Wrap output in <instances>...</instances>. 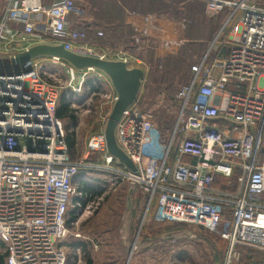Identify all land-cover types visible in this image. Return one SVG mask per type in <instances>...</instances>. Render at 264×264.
Masks as SVG:
<instances>
[{"label": "built area", "instance_id": "built-area-1", "mask_svg": "<svg viewBox=\"0 0 264 264\" xmlns=\"http://www.w3.org/2000/svg\"><path fill=\"white\" fill-rule=\"evenodd\" d=\"M194 1L204 3L210 15L225 10L230 14L206 56L192 66L190 83L176 94L168 137L156 115L138 103L124 112L117 140L136 172L115 167L104 131L89 137L81 160L73 159L66 129L56 115L61 89L46 75L43 62L62 65L76 94L83 92L89 75L95 76L101 87L86 101L99 100L106 114L102 121L108 120L117 100L116 94L99 92L105 91L103 73L88 69L79 76L56 58L15 65L11 58L16 53L5 55L0 49V56L8 59L6 68L0 64V248L6 264H67L68 215L71 206L81 207L73 205L74 179L81 168L142 189L149 205L156 203V223L192 225L220 236L227 243L223 264H241L240 248L260 252L264 264V4ZM6 3L0 46L23 43L20 52L44 43L49 35L53 44L77 54L123 61L130 69L149 73L139 56L89 43L87 30L71 22L72 16L79 22L84 17L76 0ZM33 16L35 24L29 22ZM19 20L27 25L23 38L16 40L8 25ZM157 32L156 26L147 25L135 38L136 45L141 36L156 39ZM97 37L103 38L104 31ZM98 154L104 155L102 165L87 163ZM186 157L197 162L185 163ZM218 176L228 181L226 189L215 187Z\"/></svg>", "mask_w": 264, "mask_h": 264}, {"label": "rangeland", "instance_id": "rangeland-1", "mask_svg": "<svg viewBox=\"0 0 264 264\" xmlns=\"http://www.w3.org/2000/svg\"><path fill=\"white\" fill-rule=\"evenodd\" d=\"M166 1L174 5L166 11L167 16L179 21L187 19L190 27L201 24L203 20V23L207 26L216 19L207 15V11L203 6L198 5L196 7L193 2L192 4H184L186 2L183 0ZM256 1L264 4V0ZM5 3L6 0H0V14L4 11ZM112 3L119 5L120 10L114 11V14L118 17L124 13L123 7L131 12L144 11L141 7L142 4L137 0H76L77 7L84 8V10L80 8L81 11H84L82 20L87 21L102 17L100 6ZM220 26L213 27L212 31L207 33V38H192L193 40L190 43H183L181 48H174L172 53H169L160 62L154 57V53L149 50L150 53L146 52L144 55L145 59L147 58L146 60L151 62L152 72L143 89L141 106L156 115L165 137L169 136L170 128L166 129L164 123H172L176 116L175 107H172L173 98L188 83L192 66L208 53L218 37ZM43 63L46 67V75L50 77L56 87L61 89V97L65 95L67 101H71V109L77 110L76 122L69 127L71 131L66 130V132L75 133L76 151L73 157L76 161H79L85 155L86 143L89 137L105 130L107 120H102L103 118L106 119V114L99 107V100L95 99L96 97L86 102L84 100L85 103L82 101L83 105L78 100H73L74 97L81 98L69 86V75L62 65L54 64L48 60ZM0 64L2 68H6L8 59L6 57L0 58ZM88 80L92 81L91 84L98 92L95 87H101V82L95 76L90 75L86 80V84ZM103 84L105 91L99 92L103 93L104 96L113 94V89L105 83V80H103ZM91 89L92 86L89 85L86 90ZM64 122L65 125L68 124V121ZM171 126L172 124L168 127ZM97 156L101 157L99 154ZM96 158V156L89 157L87 163L94 164ZM84 175L90 179V182L88 181L90 185L98 190L102 189L103 194L100 198L88 195L86 206H82L80 211L76 213L75 216L78 220L73 223H70V221L75 207L71 206L68 215L70 233L66 238L68 248L67 264H73L72 256L79 257L83 255L81 249L75 248L74 242L76 240L83 242L86 259L89 256L94 260V264H223L227 243L220 236L192 225L156 223L153 221L152 216L151 218L147 217L145 221H142L141 217L133 222L127 211L130 208L128 201L123 200L127 189L120 191L119 186L114 183L113 175H101L89 171ZM99 178L107 181V183L102 185L95 183L94 181L99 180ZM125 184L130 185L131 183L127 182ZM233 184H236V179H233ZM75 188L73 205L76 204V197L80 196L76 185ZM155 204V202L152 203V213ZM150 215L148 214V216ZM135 239V246L129 258L130 248ZM2 254H4V249L0 248V256Z\"/></svg>", "mask_w": 264, "mask_h": 264}, {"label": "crops", "instance_id": "crops-1", "mask_svg": "<svg viewBox=\"0 0 264 264\" xmlns=\"http://www.w3.org/2000/svg\"><path fill=\"white\" fill-rule=\"evenodd\" d=\"M229 1H238V0H229ZM43 2L45 4H51L53 2V0H43ZM195 3V6L198 7L199 6H203L205 11V5L202 2H198L195 1L193 2ZM121 4V3H119ZM188 4H192V2L188 3ZM197 4V5H196ZM7 3L4 4V11L6 8ZM119 5L117 3H112L110 5H102V7L100 6V11L103 14L102 17H99V19L97 20H91V21H87V20H81V22L77 21L78 19L75 16L71 17V22L72 24L81 29V30H85L87 29L88 33H90L91 38L88 39L89 43L95 44L93 43V40H95L96 43H98L99 45L105 47V48H112L115 50H126L132 54H134L133 52H131L130 50H128V46H130L132 43L134 44L135 42V38L139 35L142 29H144L147 25L148 26H156L159 29V32L156 33L155 38L156 39H149L146 37L141 36V42L140 44L136 46L137 49V54H141V56L147 52V53H154V57L156 59H158L160 61H162L169 53H172V51L174 50V48H181L183 43H190L191 40H193L192 38H207V33L212 31V28L215 27L216 25H221L220 26V30L223 26V24L226 22L230 11L229 10H225L220 14L217 15H210L207 12V15H209L211 18H216L214 20L213 23H210L209 25L206 26L203 21H201V24L196 25V26H189V22L187 19H183L181 21L176 20L170 16H163V15H158L155 13H151V12H136V11H128V9H126L125 7H123L124 9V13H122L119 17L116 16L114 14V11H118L120 10ZM123 6V5H122ZM82 8V7H79ZM84 10V8H82ZM3 11V13H4ZM3 13L0 14V21L2 20L3 17ZM83 19V18H82ZM37 21V19L35 18V16L31 17L29 22L30 23H34ZM208 21V20H207ZM43 22L46 23V21L43 20ZM212 22V21H211ZM27 25V22L19 20V21H14L12 23H10L8 25L9 29H11L13 31V33H15V36L13 38H16V40H20L19 38H23V32L25 30V27ZM98 27V28H96ZM108 27L110 28H114V29H110L108 30ZM93 28V29H92ZM103 30L106 32V37L107 38H96V34L94 32H92L93 30ZM120 30V31H118ZM220 30L218 32V34L220 33ZM203 33V34H202ZM209 35V34H208ZM221 37H224V33L222 34ZM45 38H47L44 43H50L53 44L55 41L51 40V37L49 35H47ZM134 40V41H133ZM178 40V41H177ZM179 42L180 46L177 47L176 43ZM24 44L23 43H13L12 45H8L7 43H3L0 46V49L2 52L5 53V55L7 54H13V53H17L20 49L22 50ZM150 52H149V51ZM7 52V53H6ZM136 55V54H134ZM143 55V56H144ZM206 55H204L203 57H201L195 64L200 63L203 58ZM2 57V56H0ZM211 60H208V62H210ZM194 64V65H195ZM10 68V67H9ZM149 76L150 74H146L144 80H143V85L139 94V107L142 109L141 107V96L143 94V89L146 85V83L149 80ZM192 78V75H190V79L188 81V83H190ZM105 83L109 84L111 86V88L113 89V94H116V91L114 90V88L111 85V82L109 81L108 78L105 79ZM187 83V84H188ZM117 95V94H116ZM142 110H146V109H142ZM101 156L100 158L98 156H96V160L100 161L103 163L104 161V155H99ZM183 162L185 163H196L197 160L193 159V158H189L186 157L184 158ZM99 164V165H102ZM115 167L118 169H122L124 166H121L117 161L115 164ZM101 175L106 174V173H100ZM107 175V174H106ZM219 178V176L217 177ZM216 178V179H217ZM107 183V181L105 180H101V182H99L100 185ZM114 183L119 186L120 191H124V189H127L126 194H124V199L123 200H127L128 201V206H130V208L127 210L128 213L130 214L129 217H131V219L133 220V222L139 218L142 217V221H145V219H147V217L153 218V214L156 210V204L154 207V211L152 213V206L149 205V196L147 195V193H144L142 191V189H140L139 187L134 186L133 184H117L116 181H114ZM103 191V190H102ZM83 205H81V207H77L75 206L74 210L76 211V213L78 211H80V209L82 208ZM74 207V206H73ZM77 208V209H76ZM148 214L150 216H148ZM78 220L75 219L74 221H70V223L76 222ZM154 221V220H153ZM141 229V227H140ZM79 238H81V236H78ZM80 240H76V242H74L75 244V248H79L82 250L83 255L81 256H72L73 259V264H85L86 259V255L84 253V248H83V242H79ZM72 248V247H71ZM79 250V251H81ZM71 255V253H70ZM93 260V259H92ZM94 262V260H93Z\"/></svg>", "mask_w": 264, "mask_h": 264}, {"label": "water", "instance_id": "water-1", "mask_svg": "<svg viewBox=\"0 0 264 264\" xmlns=\"http://www.w3.org/2000/svg\"><path fill=\"white\" fill-rule=\"evenodd\" d=\"M38 58H56L72 66L79 76L84 70L92 69L103 73L111 82L116 91L117 100L113 105L107 120L104 135L107 153L121 166L136 172L133 162L118 144L117 127L124 112L133 104L139 102V94L146 73L140 69H130L123 61L102 60L93 56L80 55L67 50L63 44L40 43L16 53L11 58L15 65H25ZM27 71V70H25ZM26 145L25 143H22ZM202 161V160H201ZM213 165L214 162H209ZM135 241L130 248V256L135 246Z\"/></svg>", "mask_w": 264, "mask_h": 264}, {"label": "trees", "instance_id": "trees-1", "mask_svg": "<svg viewBox=\"0 0 264 264\" xmlns=\"http://www.w3.org/2000/svg\"><path fill=\"white\" fill-rule=\"evenodd\" d=\"M137 1H139L142 4L141 7H142V10H144L142 12H151V13H155V14L163 15V16H167L166 11H168L172 6H174L172 3H169L166 0H137ZM183 1L186 2L184 4H187L190 2H195L194 0H183ZM138 9H140V8H138ZM138 12H140V11L138 10ZM96 28H98V27H96ZM114 28H116V27H114ZM114 28L108 27V30L114 29ZM85 30H87V29H85ZM92 32H94L96 34L95 35L96 38H98L97 37L98 30L95 29ZM106 35H108V34H106V32L104 31V37L102 39L109 37V36L106 37ZM89 38H91L90 33H89ZM93 43H95V45L101 46L98 44L99 42L96 43L95 40H93ZM136 46L137 45L134 42V44L132 43L130 46H128V50H130L131 52H133L134 54H136L137 56L142 58L147 63V65L149 66V74L151 75V72H152L151 62L149 60H146L147 58L145 59V57L143 56L144 54L142 56H141V54H137ZM149 78H150V76H149ZM91 83H92V81L88 80L87 84H88V86L89 85L92 86L91 90H86L88 86H87V84H85V86H87V87L84 86V88H85V89H83L84 92L81 94H78L81 99H77L76 97H74L73 100L76 99L79 102H81V104H83L84 100L86 101L88 99L90 93L95 91V89ZM85 91H86V94H85ZM73 96L74 95L72 94V97ZM174 102H175V96H174L173 101H172V107H174ZM142 109H144V108L142 107ZM146 111H148V110H146ZM76 114H77V110L71 109V101L68 102L65 95H63L62 97L60 96L58 106H57L56 115L63 122V124L65 123L64 121H68L67 125L64 124V127L66 130H70L69 127L76 122V119H77ZM172 123L171 122H165L164 126L168 127ZM70 131L69 132L67 131V144L69 147V151L73 157V155L76 151L75 150L76 137H75V133H72ZM73 159H74V157H73ZM101 163L102 162H100L98 160L94 161V164H101ZM87 171L96 172L97 174L102 173L101 171H98L96 169L89 170L86 168H81L79 170V174L74 179V185L77 186L78 192L80 194V196L76 197V203L83 205V206H86V204H87V196L88 195H91V197L94 196V198L95 197L100 198L103 194L102 189L98 190L96 187H94V186L92 187L90 185V183H89L90 179H88L84 175V173H86ZM232 181H233V179H232ZM94 182L99 184V182H101V179L99 178V180L94 181ZM232 186H233V182H232ZM232 186H231V188H234ZM215 187L218 189L224 190L228 187V181L226 179H224L223 177H219L216 179ZM75 215H76V211L74 210L72 212V215H71L72 221H74L77 218V216H75ZM0 247L1 248L4 247L3 244L1 243V241H0ZM239 250L242 254L241 264H260L261 263L263 255L260 252H256V251L246 249V248H240ZM5 258H6V254H2L0 256V264H6ZM86 264H94L92 258H90L89 256L87 257Z\"/></svg>", "mask_w": 264, "mask_h": 264}]
</instances>
